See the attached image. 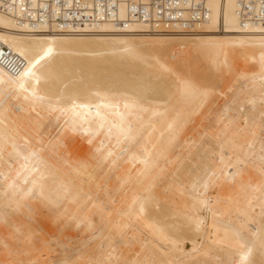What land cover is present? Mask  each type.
Wrapping results in <instances>:
<instances>
[{
    "label": "bare ground",
    "instance_id": "obj_1",
    "mask_svg": "<svg viewBox=\"0 0 264 264\" xmlns=\"http://www.w3.org/2000/svg\"><path fill=\"white\" fill-rule=\"evenodd\" d=\"M13 1L0 10V264H264V22L211 0L191 27H35L18 16L43 2ZM174 45L214 73L198 84L148 60ZM5 48L26 61L17 75ZM231 55L254 68L235 73ZM41 209L90 243L54 259L33 225Z\"/></svg>",
    "mask_w": 264,
    "mask_h": 264
},
{
    "label": "built area",
    "instance_id": "obj_2",
    "mask_svg": "<svg viewBox=\"0 0 264 264\" xmlns=\"http://www.w3.org/2000/svg\"><path fill=\"white\" fill-rule=\"evenodd\" d=\"M211 0H40L43 4L29 7L28 14L18 16L21 23H29L36 27L38 20L48 25L54 23L79 27L86 24L113 22L128 27L137 22L147 25L166 27H183L208 20ZM0 10L7 13L14 4L13 0H0ZM33 5V0H25ZM37 12L38 19L31 13ZM237 14L243 24L264 22V0H238ZM43 16H45L43 18ZM42 19H45L42 20ZM4 49V48H3ZM6 49V48H5ZM6 55L14 58L9 68L17 75L26 65V61L13 54L10 49L4 50Z\"/></svg>",
    "mask_w": 264,
    "mask_h": 264
},
{
    "label": "rangeland",
    "instance_id": "obj_3",
    "mask_svg": "<svg viewBox=\"0 0 264 264\" xmlns=\"http://www.w3.org/2000/svg\"><path fill=\"white\" fill-rule=\"evenodd\" d=\"M198 49L196 48V50L195 49H193L192 48V46H186V47H184V46H177V45H174L173 47L171 46V47H167V48H162V49H155V50H152V51H150L148 54H149V57H147L148 58V60H150V62H152L153 64H155L156 66H160V65H164V66H167V65H169V67H170V70H171V72H169V73H172V75L171 76H175V77H177V78H179L180 80H182L181 78H183L184 80H191V81H193V82H197L198 84H202L203 82L202 81H205L204 80V76H203V74L205 75V74H209L208 73V71H209V67L211 66L210 65V63L206 60V59H204L205 57L202 55V53L200 54V50H198ZM202 52V51H201ZM202 56V57H201ZM233 55H231L229 58H231ZM204 57V58H203ZM235 58H237L236 60H233V61H235V64L232 66V68L233 69H235V73L238 71L239 73H242L241 72V70L243 71V73L245 72L244 70H243V68H245L246 66H247V63H246V61L244 60V59H239L240 57H235ZM234 57H232L231 59H229V60H232V59H235ZM228 60V61H229ZM244 62V63H243ZM209 63V64H208ZM228 63H232L231 61L230 62H228ZM223 64V63H222ZM221 64V67L219 66V68H222V67H224V65L226 64V63H224V65H222ZM244 65V66H243ZM156 66H151V67H149V68H151L152 70H155L156 69ZM234 66H235V68H234ZM250 68L251 67V69L252 68H254L253 66H251V65H249V66H247V68ZM248 68V69H249ZM250 69V70H251ZM254 70V69H253ZM210 72V71H209ZM237 72V73H238ZM211 73H214V72H210V74ZM247 73V69H246V72L244 73V75ZM179 74H180V76H179ZM218 74H220V73H218ZM237 75H239V74H237ZM251 76H252V78H253V74H250ZM249 75V76H250ZM243 76V75H242ZM232 79H234V80H232L231 81V78ZM229 78H224L223 80H221L222 82L226 79V81H224L225 83L226 82H230L229 83V86H234L233 84H237V87H239V85L241 84V82H239L238 83V80L237 79H239V81L240 80H242L241 79V77L240 76H238V77H240V78H238V77H234V76H230ZM245 77V76H244ZM246 77H248V74L246 75ZM243 78V80H245V81H249L247 78ZM236 78V79H235ZM252 78L250 79V80H252ZM216 80V79H215ZM215 80H213V82L214 83H216L217 84V82L215 81ZM218 80V79H217ZM228 80V81H227ZM230 80V81H229ZM243 80H242V84H244L243 83ZM220 80H218V82L220 83L221 82ZM233 81H235V83L233 82ZM253 81H255L256 82V80H253ZM222 82L220 83L221 85H219V83L216 85V84H214V83H212V92H214L215 93V91L216 92H218L217 90L219 89H221V86H223L222 85ZM214 84V85H213ZM224 84V83H223ZM227 84V83H226ZM226 84H224V85H226ZM259 84H260V89H261V87H264V78L262 79V80H260L259 81ZM171 86L172 87H174L175 86V82H174V80L173 81H171ZM216 86V90L214 89V87ZM231 86V87H232ZM220 87V88H219ZM226 87H227V85H226ZM228 88V87H227ZM233 88V87H232ZM229 89V88H228ZM233 90V89H232ZM263 90V93H264V89H262ZM214 93H213V95H214ZM246 94H250V91H249V93H248V91H247V93H245L244 94V96L246 95ZM213 95H212V97H213ZM214 97H216V96H214ZM249 97V96H248ZM247 97V98H248ZM251 97V96H250ZM253 97H254V95H253ZM253 97H251V99L253 98ZM241 98H243V96L241 97ZM241 98H239L238 97V100L239 99H241ZM247 98L246 97H244V100L243 101H248V102H250V101H252V100H250V98H249V100H247ZM256 98V97H255ZM215 99V98H214ZM213 99V100H214ZM208 100H210V98L208 99ZM241 100V102L239 101V103H243V101ZM211 101V100H210ZM210 101H208V103H212V102H210ZM254 101V100H253ZM237 103H238V101H237ZM247 105V104H246ZM240 106V105H239ZM243 106V105H242ZM201 115H203V117L200 119V117H201ZM201 115H197L195 118H194V120H193V122L191 123L192 124V127H193V123L195 124L194 126H196V127H194V128H192L190 125V127L189 128H187L186 129V132H188V133H190V131H193V133H191V134H193L192 136H194L197 132H199V131H201L202 129H203V127L204 126H206V122H205V120L207 121V118L206 117H208V115L205 113V112H201ZM204 115H205V117H204ZM203 121V122H202ZM205 125H204V124ZM200 124H202V125H200ZM199 127V128H198ZM192 130H191V129ZM196 128V129H195ZM194 129V130H193ZM46 210H37L36 211V214H35V220H33V225H35L37 222L39 223V226L38 225H35V226H38V231L40 232V235H38V233L39 232H37V235L39 236V237H42L41 236V233L44 235L41 239H42V241H49L50 242V244L51 243H53V245L51 246V247H49V249L47 250V252L49 253V255L50 256H52L54 259H59V258H63V257H65V256H68V255H75L76 253L75 252H77V247L79 246V245H81L83 242H89L90 243V235H91V232H80V230H74L72 227H70V230H69V227H65L66 229L64 230V228L62 229L64 232V235L62 234V231H60V229H61V223H59V225H58V223L56 224L55 222H53L52 220H51V217H50V215H48V214H45L46 212H45ZM40 213V214H39ZM44 222H46V223H49L50 225H52V226H54V227H52V228H54L55 230H53L52 228H49V230H47V231H45L44 229H42V226L44 225ZM37 223V224H38ZM32 225V226H33ZM58 225V226H57ZM34 226V227H35ZM8 228H10L9 226H7ZM6 227V228H7ZM59 227V228H58ZM4 228H5V226H4ZM6 228H5V230H6ZM37 228V227H36ZM40 229V230H39ZM59 229V230H58ZM8 230V229H7ZM53 230V231H52ZM44 231H45V234H44ZM69 231V232H68ZM80 233H79V232ZM67 232V233H66ZM74 232V233H73ZM56 233H61V234H56ZM78 233V234H77ZM88 233H89V236H88ZM68 234V235H67ZM60 235V236H59ZM70 235H72L71 237H72V241L70 242V240L68 239V238H70ZM75 235H76V237H75ZM79 235V236H78ZM69 236V237H68ZM57 237H59V238H57ZM62 239V240H61ZM66 239V240H65ZM67 240H69V242L67 241ZM75 240V241H74ZM73 241H74V243L76 244H74L73 243ZM40 242V240H37V244H38V246H40L41 245V242ZM68 242V243H67ZM69 243H70V245H69ZM14 245H15V243H13ZM40 244V245H39ZM63 244V245H62ZM55 245H57V246H55ZM59 245V246H58ZM67 245H69L70 247H68ZM73 245V249H71V246ZM75 245V246H74ZM53 246L56 248V247H59V249L58 248H56L55 249V253L53 252L54 251V248H53ZM64 246H67L69 249H67V247H64ZM62 247H64L63 249H62ZM48 248V247H47ZM47 248H43L44 250H46ZM53 248V249H52ZM60 248L63 250H60ZM43 249H41L42 251H43ZM74 249H76V250H74ZM40 250V251H41ZM58 251H59V253L61 254H59L58 253ZM68 251V252H67ZM72 251V252H71ZM3 253V256L1 255ZM53 253V254H52ZM70 253V254H69ZM1 256L2 257H4L5 255H6V252L4 253V252H1ZM55 254V255H54ZM21 257L22 258H24L25 257V253H23V255L21 254ZM57 257V258H56ZM67 262V261H66ZM74 262H76V261H74ZM68 263V262H67ZM20 264H22V263H20Z\"/></svg>",
    "mask_w": 264,
    "mask_h": 264
}]
</instances>
